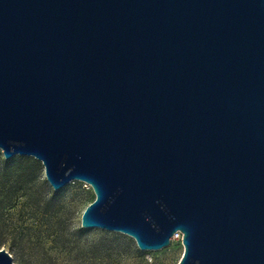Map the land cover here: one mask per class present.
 <instances>
[{
	"label": "water",
	"instance_id": "obj_1",
	"mask_svg": "<svg viewBox=\"0 0 264 264\" xmlns=\"http://www.w3.org/2000/svg\"><path fill=\"white\" fill-rule=\"evenodd\" d=\"M0 149L88 183L83 228L264 264V0H0Z\"/></svg>",
	"mask_w": 264,
	"mask_h": 264
},
{
	"label": "rangeland",
	"instance_id": "obj_2",
	"mask_svg": "<svg viewBox=\"0 0 264 264\" xmlns=\"http://www.w3.org/2000/svg\"><path fill=\"white\" fill-rule=\"evenodd\" d=\"M95 198L90 185L71 180L54 190L42 163L29 155L3 156L0 149V249L14 264H177L181 240L140 250L118 231L80 225Z\"/></svg>",
	"mask_w": 264,
	"mask_h": 264
},
{
	"label": "built area",
	"instance_id": "obj_3",
	"mask_svg": "<svg viewBox=\"0 0 264 264\" xmlns=\"http://www.w3.org/2000/svg\"><path fill=\"white\" fill-rule=\"evenodd\" d=\"M173 239H179L181 240L182 239V233L180 231H176L173 236L171 237V240Z\"/></svg>",
	"mask_w": 264,
	"mask_h": 264
}]
</instances>
